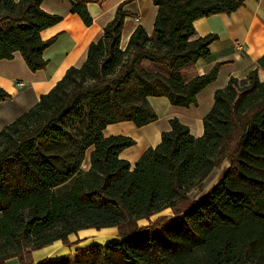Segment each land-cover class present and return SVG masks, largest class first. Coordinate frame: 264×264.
<instances>
[{
  "label": "trees",
  "instance_id": "16d2710c",
  "mask_svg": "<svg viewBox=\"0 0 264 264\" xmlns=\"http://www.w3.org/2000/svg\"><path fill=\"white\" fill-rule=\"evenodd\" d=\"M91 1L72 0L71 12L87 26L94 23ZM245 1L154 0L153 34L138 26L126 48L122 35L132 14L122 4L83 66L69 69L0 132V263L19 257L22 264H264V81L257 70L217 90L202 137L175 117L161 144L135 167L120 154L136 141L103 133L112 123L142 127L158 120L150 96L197 104L219 65L191 80L183 71L208 58L219 36L196 37L194 21L232 14ZM43 2L0 0V61L20 52L32 71L48 66L44 52L57 37L43 40L41 33L63 17L44 10ZM10 98L0 86V103ZM226 160L222 181L191 200V191ZM67 183L70 189L58 193ZM168 208L180 217L139 225ZM108 227H117L121 240L39 263L30 257L57 240L72 245L69 236L80 230Z\"/></svg>",
  "mask_w": 264,
  "mask_h": 264
},
{
  "label": "crops",
  "instance_id": "0c3cea01",
  "mask_svg": "<svg viewBox=\"0 0 264 264\" xmlns=\"http://www.w3.org/2000/svg\"><path fill=\"white\" fill-rule=\"evenodd\" d=\"M122 4H125L123 9L132 14L125 20L122 35L121 46L126 48L138 26L145 27L150 35L153 34L158 14L154 0H92L88 5L94 19L91 26H87L80 15L71 12L72 0H44L42 8L62 16L63 19L58 24L44 29L41 37L43 40L57 37V41L44 52V58L49 64L43 70L32 71L20 52L15 54L14 59L0 61V86L12 95V98L0 103V132L37 105L42 95L50 93L69 69L83 66L91 44L103 38L105 28L115 19ZM194 26L196 37L217 34L219 38L210 46L211 54L208 58H201L194 65L184 69V77L191 80L210 73L219 65L218 78L198 94V103L195 105L175 106L167 97L150 96L148 101L157 113L158 120L142 127L131 121H122L109 124L104 129L105 137L124 135L136 141L134 146L120 154V158L129 161L132 167H135L150 148L161 144L163 133L171 130L170 121L175 117L190 128L193 136L202 137L205 132L204 118L214 107L215 94L217 90L228 85L231 77L244 79L257 70L260 80L264 81V0H246L244 5L232 14L223 13L200 18L194 21ZM145 66L147 69L152 67L151 63H145ZM20 83H23V86H20ZM92 150L93 148H90L87 152L84 170L90 168ZM87 160L89 163L84 167ZM225 164L211 173L206 180V190L198 198H194V201H200L209 195L222 181L230 167L228 160ZM221 171L224 173L220 177ZM155 216L158 217L153 219ZM160 216H168L171 220L180 217L168 208L153 215L152 220H157ZM139 224L141 227H147L150 220L141 219ZM70 239L74 244V253L77 248L94 243L105 244L121 240L117 227L83 229L71 234ZM61 242L57 240L45 247H61ZM69 254L71 253L55 254L40 258L36 262L55 260Z\"/></svg>",
  "mask_w": 264,
  "mask_h": 264
},
{
  "label": "rangeland",
  "instance_id": "374dc122",
  "mask_svg": "<svg viewBox=\"0 0 264 264\" xmlns=\"http://www.w3.org/2000/svg\"><path fill=\"white\" fill-rule=\"evenodd\" d=\"M2 16V14L0 15V17ZM88 160L86 161L85 163V166L84 167H87L88 165ZM226 165L225 162L217 169H220L222 168V166ZM215 169V170H217ZM216 172V171H215ZM224 171H221V175L220 177L223 175ZM207 184V185H206ZM208 186V183L205 182L204 184V187L201 188V189H196L195 191H193L191 194H190V199L191 200H194V198H198L200 195H202V193H204V191L206 190ZM71 185H65V186H61V188L58 189V193L60 194H63L65 192H67L69 189H70ZM171 213V211H170ZM171 215V214H170ZM156 217L158 216H155L153 217V219H156ZM150 224L156 220H152V217L150 219ZM140 225V224H139ZM69 240H70V243H72L73 241L70 239V236H69ZM81 242V241H80ZM78 242V244L80 243ZM95 244V243H94ZM61 247L60 246H57V245H54V246H48L47 248L44 247V248H41V249H38V250H35V251H32L30 257L36 262L37 260H39L40 258H45V257H50V256H53L55 254H64V253H71V254H74L73 252V246L74 244L72 243L71 244H66L64 243L63 241L60 243ZM78 249V248H77ZM73 252V253H72ZM0 264H22V261L19 257H14V258H11L7 261H5L4 263H0Z\"/></svg>",
  "mask_w": 264,
  "mask_h": 264
},
{
  "label": "built area",
  "instance_id": "2783aa9c",
  "mask_svg": "<svg viewBox=\"0 0 264 264\" xmlns=\"http://www.w3.org/2000/svg\"><path fill=\"white\" fill-rule=\"evenodd\" d=\"M19 85H20V86H23V83H20Z\"/></svg>",
  "mask_w": 264,
  "mask_h": 264
}]
</instances>
